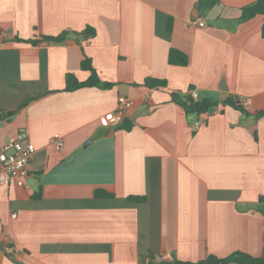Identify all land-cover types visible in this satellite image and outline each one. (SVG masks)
Masks as SVG:
<instances>
[{
  "label": "crops",
  "instance_id": "0c3cea01",
  "mask_svg": "<svg viewBox=\"0 0 264 264\" xmlns=\"http://www.w3.org/2000/svg\"><path fill=\"white\" fill-rule=\"evenodd\" d=\"M257 1L0 0V148L21 130L36 147L25 184H0V264L264 255V14L242 19ZM85 54L113 87L63 90L68 72L90 76ZM192 91L217 107L187 115ZM119 96L132 106L103 125Z\"/></svg>",
  "mask_w": 264,
  "mask_h": 264
},
{
  "label": "trees",
  "instance_id": "16d2710c",
  "mask_svg": "<svg viewBox=\"0 0 264 264\" xmlns=\"http://www.w3.org/2000/svg\"><path fill=\"white\" fill-rule=\"evenodd\" d=\"M219 0H199L198 6L201 9H207L214 7ZM263 13L264 14V0H259L256 3L246 6L243 8L242 13V19H247L255 16L256 14ZM69 31H63L59 35L50 36V35H43V39L50 40V41H61L65 39L69 35ZM83 36L88 37L95 34V30L88 27L83 31ZM262 35L264 37V25L262 28ZM18 41H21V38L17 39ZM40 40L37 39H29L25 42H30L33 44L38 43ZM169 62L171 64L176 65H187L189 62L188 56L177 50L172 48L169 52ZM81 67L84 70H87L90 72V76L86 80H80L78 77L72 73L68 72L65 77V87L64 91H75L77 89L85 88V87H100V88H111L114 86V82L105 81L101 78L99 71L95 67L93 63V59L85 54L84 58L81 61ZM146 84L149 86H165L166 81L161 79H154L149 78L146 81ZM31 99L27 100L24 104L26 105ZM177 102L184 108L187 115H196L200 116L203 114H207L211 111H213L217 105L218 102H215L211 100L210 98H203V99H197L195 98L191 92L184 97H179L177 99ZM225 103L231 104L234 107L245 111L242 103L240 100H234V99H227L225 100ZM16 111H10L5 114L7 117H11L15 114ZM40 195V193H39ZM95 195L99 197H106V196H113L114 194L105 190V189H96ZM130 200L133 201H141L144 199L143 196H129ZM258 211L261 212L264 215V196L260 197V206L258 207ZM230 264V263H236V264H264V255L262 256H253L247 252L244 251H235L231 255L228 256H218L216 254H209L205 259L193 262V261H182L178 259L174 260H163L159 264Z\"/></svg>",
  "mask_w": 264,
  "mask_h": 264
},
{
  "label": "built area",
  "instance_id": "2783aa9c",
  "mask_svg": "<svg viewBox=\"0 0 264 264\" xmlns=\"http://www.w3.org/2000/svg\"><path fill=\"white\" fill-rule=\"evenodd\" d=\"M199 25L205 26V23L200 21ZM191 94L195 98L198 96L196 91H192ZM249 101H251V98L244 100V102ZM131 106V99L119 96L117 109L106 113L101 119L102 124L107 126L118 125L124 119L127 109ZM196 124H199V121ZM54 141L58 149L63 146L61 135L56 134ZM35 152V144L31 141L26 130H21L11 135L0 148V184L7 188L12 183L23 186L29 174L30 163L34 158Z\"/></svg>",
  "mask_w": 264,
  "mask_h": 264
}]
</instances>
